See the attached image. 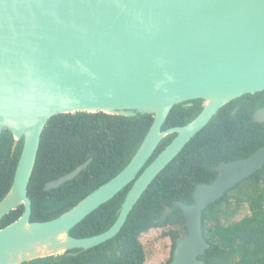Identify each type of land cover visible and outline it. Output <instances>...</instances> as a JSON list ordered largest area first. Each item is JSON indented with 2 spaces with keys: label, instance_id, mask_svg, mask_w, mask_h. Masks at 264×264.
I'll use <instances>...</instances> for the list:
<instances>
[{
  "label": "water",
  "instance_id": "95a60500",
  "mask_svg": "<svg viewBox=\"0 0 264 264\" xmlns=\"http://www.w3.org/2000/svg\"><path fill=\"white\" fill-rule=\"evenodd\" d=\"M264 92V0H0V135L7 130L22 149L0 220L22 215L0 230V264H22L86 251L113 239L152 181L225 105ZM201 101L182 127L161 131L174 106ZM103 113L153 123L128 164L56 219L30 223L27 186L46 123L62 114ZM252 120L264 123V107ZM172 141L145 167L158 144ZM90 161L48 182L60 187ZM264 166V146L249 158L214 168L197 185L194 204H176L186 235L175 241L169 264H205L204 209ZM132 184L114 224L76 239L70 231ZM171 214L166 208L158 223ZM61 236L62 238H58ZM28 256H25L26 254ZM25 254V255H24ZM24 255V256H23Z\"/></svg>",
  "mask_w": 264,
  "mask_h": 264
},
{
  "label": "trees",
  "instance_id": "16d2710c",
  "mask_svg": "<svg viewBox=\"0 0 264 264\" xmlns=\"http://www.w3.org/2000/svg\"><path fill=\"white\" fill-rule=\"evenodd\" d=\"M190 107L174 106L161 131L182 127L201 111V101ZM264 105V92L245 95L222 107L209 124L196 134L176 158L152 181L129 213L123 227L111 240L86 251L71 250L56 257L22 264H145L141 236L154 229H168L163 236L175 241L186 235L184 217L176 204H194L197 185H209L216 178L214 168L249 158L264 146V123L254 122L253 113ZM264 107V106H263ZM153 123L151 115L132 118L103 113L62 114L45 125L27 196L31 201L30 223L58 218L101 185L115 177L130 161ZM164 138L146 163L149 165L172 141ZM0 135V200L12 183L22 149L19 141ZM90 161L87 168L60 187L44 191L46 183L59 179ZM132 184L122 189L70 231L76 239L107 231ZM166 208L167 219L158 223ZM20 206L0 220V230L15 222ZM202 237L208 248L199 257L205 264H264V166L238 183L213 204L201 220Z\"/></svg>",
  "mask_w": 264,
  "mask_h": 264
},
{
  "label": "rangeland",
  "instance_id": "374dc122",
  "mask_svg": "<svg viewBox=\"0 0 264 264\" xmlns=\"http://www.w3.org/2000/svg\"><path fill=\"white\" fill-rule=\"evenodd\" d=\"M168 229H154L141 236V243L146 253L145 264H164L170 257L171 241L164 237Z\"/></svg>",
  "mask_w": 264,
  "mask_h": 264
},
{
  "label": "bare ground",
  "instance_id": "6f19581e",
  "mask_svg": "<svg viewBox=\"0 0 264 264\" xmlns=\"http://www.w3.org/2000/svg\"><path fill=\"white\" fill-rule=\"evenodd\" d=\"M58 238H62V237H61V236H59ZM25 254H26V255H25ZM25 254H24L25 256H28V255H27L28 253H25ZM24 255H23V256H24Z\"/></svg>",
  "mask_w": 264,
  "mask_h": 264
},
{
  "label": "flooded vegetation",
  "instance_id": "af4514ba",
  "mask_svg": "<svg viewBox=\"0 0 264 264\" xmlns=\"http://www.w3.org/2000/svg\"><path fill=\"white\" fill-rule=\"evenodd\" d=\"M263 106H264V105H263ZM263 106H262V107H263ZM260 108H261V107H260ZM260 108H257V110L260 109Z\"/></svg>",
  "mask_w": 264,
  "mask_h": 264
}]
</instances>
